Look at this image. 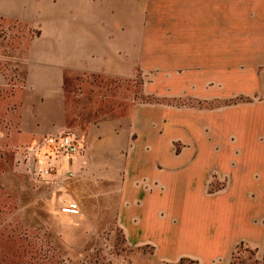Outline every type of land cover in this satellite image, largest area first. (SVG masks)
<instances>
[{
    "label": "crops",
    "instance_id": "1",
    "mask_svg": "<svg viewBox=\"0 0 264 264\" xmlns=\"http://www.w3.org/2000/svg\"><path fill=\"white\" fill-rule=\"evenodd\" d=\"M10 23L26 32L0 57L1 150L72 125L89 165L65 188L80 203L97 185L158 263L264 248V0H0ZM94 78L140 97L86 112L71 84Z\"/></svg>",
    "mask_w": 264,
    "mask_h": 264
},
{
    "label": "rangeland",
    "instance_id": "2",
    "mask_svg": "<svg viewBox=\"0 0 264 264\" xmlns=\"http://www.w3.org/2000/svg\"><path fill=\"white\" fill-rule=\"evenodd\" d=\"M23 32L26 28L13 23L0 27V57L15 53ZM2 62L8 69L9 61ZM83 82L71 85L75 94H83L79 103L84 102L83 108L91 114L97 112L93 109L109 114L116 106L125 108L126 102L140 97L138 79L110 82L94 78L81 86ZM97 93L100 104L88 106L86 102H93ZM75 107L80 110L82 104ZM71 126L67 130L76 134ZM26 146L0 149V264H164L154 261L152 249L124 244L114 226L116 201L99 199L97 185H91L90 197L79 203L70 186L59 194L51 186L34 182L20 163L19 154ZM60 197L77 201L78 214H60ZM176 264L194 262L182 260ZM229 264H264V248L242 245L233 251Z\"/></svg>",
    "mask_w": 264,
    "mask_h": 264
},
{
    "label": "built area",
    "instance_id": "3",
    "mask_svg": "<svg viewBox=\"0 0 264 264\" xmlns=\"http://www.w3.org/2000/svg\"><path fill=\"white\" fill-rule=\"evenodd\" d=\"M21 165L34 181L51 186L55 193H65L66 185L89 165L87 148L81 138L70 130L49 134L22 149ZM77 165V169L74 166ZM59 212L76 215L79 206L60 197Z\"/></svg>",
    "mask_w": 264,
    "mask_h": 264
},
{
    "label": "trees",
    "instance_id": "4",
    "mask_svg": "<svg viewBox=\"0 0 264 264\" xmlns=\"http://www.w3.org/2000/svg\"><path fill=\"white\" fill-rule=\"evenodd\" d=\"M143 101H149V102H151V101H154L153 99H149V98H147V99H143ZM157 101V100H156ZM212 189H210V191H211ZM240 246H242V244H240V245H238L237 247H236V249L238 248V247H240Z\"/></svg>",
    "mask_w": 264,
    "mask_h": 264
}]
</instances>
